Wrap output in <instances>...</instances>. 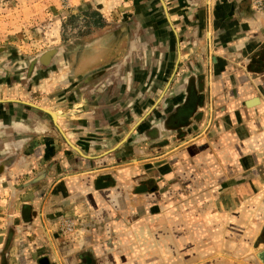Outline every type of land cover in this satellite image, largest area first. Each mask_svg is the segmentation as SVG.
I'll use <instances>...</instances> for the list:
<instances>
[{
	"label": "crops",
	"instance_id": "obj_1",
	"mask_svg": "<svg viewBox=\"0 0 264 264\" xmlns=\"http://www.w3.org/2000/svg\"><path fill=\"white\" fill-rule=\"evenodd\" d=\"M68 3L103 24L0 100V264H263L264 15Z\"/></svg>",
	"mask_w": 264,
	"mask_h": 264
},
{
	"label": "rangeland",
	"instance_id": "obj_2",
	"mask_svg": "<svg viewBox=\"0 0 264 264\" xmlns=\"http://www.w3.org/2000/svg\"><path fill=\"white\" fill-rule=\"evenodd\" d=\"M91 10H72L68 0H0V100L21 96L16 89L37 87L61 48L76 46L91 32L86 28ZM50 49L57 51L46 61ZM39 56L43 63L31 67Z\"/></svg>",
	"mask_w": 264,
	"mask_h": 264
},
{
	"label": "water",
	"instance_id": "obj_3",
	"mask_svg": "<svg viewBox=\"0 0 264 264\" xmlns=\"http://www.w3.org/2000/svg\"><path fill=\"white\" fill-rule=\"evenodd\" d=\"M57 51V49H50L49 51H46L45 52V56H46V61L49 60L50 58L53 57V55L55 54V52ZM43 58L41 56H39L38 58L34 59L33 61H31V67H34L38 65V63H43L40 59ZM48 113H50L53 117L56 118V115L54 113H52L51 111L47 110ZM66 141L72 146V147H75L71 142H69V140L66 138ZM257 257L258 259L264 264V249H262V251H260L258 254H257Z\"/></svg>",
	"mask_w": 264,
	"mask_h": 264
},
{
	"label": "built area",
	"instance_id": "obj_4",
	"mask_svg": "<svg viewBox=\"0 0 264 264\" xmlns=\"http://www.w3.org/2000/svg\"><path fill=\"white\" fill-rule=\"evenodd\" d=\"M250 2H251L252 8L256 12L264 15V0H250ZM59 230L63 234L70 232L72 230V225H71L70 221H64L63 226L61 228H59Z\"/></svg>",
	"mask_w": 264,
	"mask_h": 264
},
{
	"label": "trees",
	"instance_id": "obj_5",
	"mask_svg": "<svg viewBox=\"0 0 264 264\" xmlns=\"http://www.w3.org/2000/svg\"><path fill=\"white\" fill-rule=\"evenodd\" d=\"M88 19L86 20V28L90 30L91 28L100 27L103 24V18L97 10L87 11ZM74 16V15H72Z\"/></svg>",
	"mask_w": 264,
	"mask_h": 264
}]
</instances>
